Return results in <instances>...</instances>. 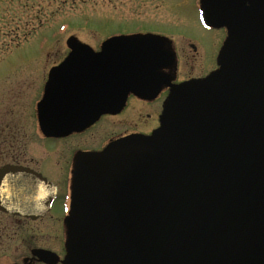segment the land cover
Wrapping results in <instances>:
<instances>
[{
    "label": "water",
    "instance_id": "water-1",
    "mask_svg": "<svg viewBox=\"0 0 264 264\" xmlns=\"http://www.w3.org/2000/svg\"><path fill=\"white\" fill-rule=\"evenodd\" d=\"M201 7L208 22L229 33L219 67L173 86L150 134L82 155L67 216L70 264H264V0H201ZM72 47L85 50L52 70L57 83L48 90L61 89L62 73L82 64L74 69L83 90L79 83L71 93L79 101L120 83L118 57H151L144 52L161 50L158 39L122 35L104 40L95 56L85 44ZM124 61L130 73L140 71ZM139 78L131 75L122 89L139 90L132 87ZM45 103L44 97L41 109ZM108 109L101 104L100 111ZM41 123L49 127L44 113ZM54 195L55 185L31 168L0 166L5 213L42 217ZM199 203L220 210L239 239L198 252L188 246L190 236L168 244L163 234L173 228L172 218L180 213L188 222L184 210ZM37 254L52 260V252Z\"/></svg>",
    "mask_w": 264,
    "mask_h": 264
},
{
    "label": "flooded vegetation",
    "instance_id": "flooded-vegetation-1",
    "mask_svg": "<svg viewBox=\"0 0 264 264\" xmlns=\"http://www.w3.org/2000/svg\"><path fill=\"white\" fill-rule=\"evenodd\" d=\"M197 16L194 17L197 22H193L199 30V36L188 35V53L184 51L182 53L178 42L168 35L156 34L154 36L155 33L144 31L145 33L114 34L107 37L149 36L160 41L161 50H146L144 54L152 53L151 57L148 55L118 57L119 67L124 69L118 77L120 83L114 87L103 88L97 95L89 96L82 101L71 95L72 86L77 87L81 83L80 79L76 81L79 77L74 68L82 64L72 65L73 69L62 73L57 84L61 89L52 87L48 90L51 82L55 87L57 83V80H53L52 70L78 50L82 52L85 50L73 48L72 45L78 44L77 42H66L67 47L56 53L57 58L51 60L47 67L44 65L41 69L43 72L38 70L40 72L39 79L36 80L38 86L37 88L32 86L34 90L31 93L30 112L27 117L21 118V122L14 123L17 128L14 129L10 138L12 146L10 150L8 149L10 152L13 149L14 152H11V157L6 161L3 155L5 123L0 117V166L13 164L31 168L55 185L54 199L49 210L42 217L30 219L5 213L0 209V264H62V258H68V240L64 232L62 236L59 233V239L55 241L57 245H53L50 239L42 242L36 241L35 238L20 241L18 228H13L8 233V229L2 222V215L7 214L17 219L23 218L34 222L55 212L56 220L62 217V226L68 230L66 216L71 210L72 185L74 186L80 180L78 166L82 155L101 151L112 141L126 136L150 134L160 124L163 108L172 94L173 86L185 81L202 79L219 67L222 51L228 39V30L225 26H217L208 22L206 17L202 16L200 9ZM213 35L217 39L214 50L211 48ZM102 42L97 47H89L92 55L95 56L102 52ZM115 51L119 54L125 52L121 49ZM50 55L49 52L46 53V62L49 61L47 57ZM83 58H76L74 61L79 63ZM113 60L112 66L114 64L116 67L115 58ZM124 60L134 62L140 71L130 73L131 70L127 69L128 65ZM2 75L3 68L0 66V83ZM131 75L141 77L138 80L135 79L132 86L139 90L122 89L123 85L129 82ZM31 77L33 78L32 84L33 81L35 82V76ZM82 87L81 83L79 90H83ZM74 89L78 90V88ZM87 90L90 91L89 88ZM0 97H3L2 86H0ZM44 97L46 103L43 108L44 112H42L41 102ZM101 104L108 105L109 109L100 111ZM43 113L49 122V127L46 129L41 123ZM77 120H87V122L78 124L74 122ZM51 121L58 130L51 127ZM30 140L40 142L38 148L40 146L41 148L40 151H33L34 147H31V157H27V144ZM27 158L28 161H26ZM57 201L59 204L60 201L63 203L61 202L60 208L56 210ZM184 213L188 214V222H185L180 213L176 214L172 218L173 228L163 234L168 244L172 241L174 246L178 238L190 236L191 241L188 242V246L193 248V252H198L202 250V246L221 244L225 239L228 243L239 239L236 230L234 233L231 230L232 226L227 222L224 223L223 213L215 207H209L207 203L193 204L190 208H186ZM44 237L47 238L45 234ZM202 241L204 242L200 243ZM38 250L52 252V256L50 255L52 260L45 258V255L39 256Z\"/></svg>",
    "mask_w": 264,
    "mask_h": 264
},
{
    "label": "rangeland",
    "instance_id": "rangeland-1",
    "mask_svg": "<svg viewBox=\"0 0 264 264\" xmlns=\"http://www.w3.org/2000/svg\"><path fill=\"white\" fill-rule=\"evenodd\" d=\"M199 1L0 0V66L3 68L0 117L5 123L4 161L14 152L13 149L9 151L12 146L10 138L17 128L14 123L21 122V118L27 117L30 112L31 93L38 86V74L43 72L44 65L47 67L51 60L57 58V52L67 47L66 42L97 47L104 38L114 34L131 35L146 31L155 33L154 36L168 35L178 42L182 53H188V35L199 36L193 22H197L194 17L198 15ZM216 44L217 39L213 35V50ZM47 52L51 54L47 57L48 62ZM31 76H35L32 84ZM262 87L264 91V83ZM39 144L37 140H30L27 157H31L32 149L40 151ZM61 202L55 203L56 210ZM55 215L54 212L33 222L3 214L2 222L8 233L18 228L20 241L35 238L42 242L50 239L53 245H57L55 241L59 239V233L62 236L64 232L68 236V231L62 226V217L56 220ZM44 234L47 238H43ZM62 264H70L69 258H62Z\"/></svg>",
    "mask_w": 264,
    "mask_h": 264
}]
</instances>
